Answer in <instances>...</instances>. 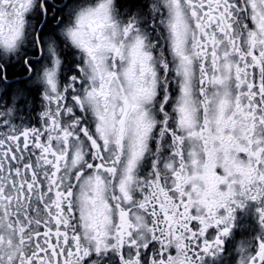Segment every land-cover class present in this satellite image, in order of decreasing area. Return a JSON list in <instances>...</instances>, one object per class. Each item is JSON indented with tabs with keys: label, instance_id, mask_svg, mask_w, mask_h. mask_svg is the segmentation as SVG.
Segmentation results:
<instances>
[{
	"label": "snow or ice",
	"instance_id": "obj_1",
	"mask_svg": "<svg viewBox=\"0 0 264 264\" xmlns=\"http://www.w3.org/2000/svg\"><path fill=\"white\" fill-rule=\"evenodd\" d=\"M16 62L44 111L23 129L0 113V264H82L89 245L166 264L168 237L201 264L264 200V175L207 166L218 148L264 160V0H0V86Z\"/></svg>",
	"mask_w": 264,
	"mask_h": 264
},
{
	"label": "flooded vegetation",
	"instance_id": "obj_2",
	"mask_svg": "<svg viewBox=\"0 0 264 264\" xmlns=\"http://www.w3.org/2000/svg\"><path fill=\"white\" fill-rule=\"evenodd\" d=\"M119 2L125 8H134L141 0H119ZM33 63L44 64V61L33 60ZM46 66L50 68V65ZM8 70H13L14 74L8 77V84L0 86L4 89V92H0V107H3L0 113L14 107L10 122L18 121L19 128L21 129L39 127L41 115L44 111L42 97L45 94V85L43 82L32 84L23 70L22 64L19 62L9 66ZM14 83L20 84L18 86L25 87L28 91V93L23 91V96L17 98L15 103L13 100L14 94H6V90L9 91L8 89H10L9 85ZM1 131H5V129ZM220 190H225L224 186H221ZM261 207H264V200H261L259 203L245 202L242 210L236 209L233 213L231 230L228 236L222 238V246L219 251L213 252L212 255L208 256L202 255L201 264H237V251H239V264H244L246 258L254 255L257 241L264 240L261 239V237H264V231L261 230L257 216V209ZM218 215H224L223 209L218 212ZM190 226L198 231L199 226L195 222ZM207 235L214 239L216 230L210 229ZM110 244L111 242H109ZM88 247L90 248V254L84 258L82 264H120V257L116 255L114 250L97 254L93 245H89ZM122 255L127 257L129 252L124 250Z\"/></svg>",
	"mask_w": 264,
	"mask_h": 264
},
{
	"label": "clouds",
	"instance_id": "obj_3",
	"mask_svg": "<svg viewBox=\"0 0 264 264\" xmlns=\"http://www.w3.org/2000/svg\"><path fill=\"white\" fill-rule=\"evenodd\" d=\"M43 71V70H42ZM256 161H248V160H241L238 159L235 155L232 157H229L227 152H225L222 149H217L214 153L210 154L207 166L209 169L212 167H217L223 170L224 179L227 183H231L234 186H238L240 183V177L235 174V166H241L245 169L250 170L251 173H253L255 176H261L264 175V160L260 161V168H256ZM203 187V186H201ZM224 189L226 190V186H224ZM224 191V190H223ZM110 196L111 194L108 193ZM262 231H264V228H261ZM137 240H143L150 238L151 232L148 227L144 226H135L133 229ZM261 239H264V237H261ZM167 242V248L171 250L172 259L166 261V264H187V259L185 257V253L183 250H178L179 241L172 239L170 237L166 238ZM239 248V245H238ZM258 245L256 244L255 253L258 252ZM238 261L237 264H239V251H237ZM252 256H249L245 259L244 264H250ZM157 264H158V258H157Z\"/></svg>",
	"mask_w": 264,
	"mask_h": 264
},
{
	"label": "trees",
	"instance_id": "obj_4",
	"mask_svg": "<svg viewBox=\"0 0 264 264\" xmlns=\"http://www.w3.org/2000/svg\"><path fill=\"white\" fill-rule=\"evenodd\" d=\"M23 72V71H22ZM14 74V71L13 70H8V77H10L11 75H13ZM22 84V83H21ZM18 85H20V84H17V83H14V84H11V85H9L10 86V89H8L9 91H7L6 90V94L8 95V94H15L16 93V91H17V89H21V90H23V91H25V93H28V91L26 90V88L25 87H21V86H18ZM14 92V93H13ZM3 109V107L1 106L0 107V110H2ZM3 123V120L2 119H0V124H2ZM11 124L13 125V126H17V127H19V122L18 121H16V122H12L11 121ZM1 130H3L2 128H0V131ZM6 130V129H5Z\"/></svg>",
	"mask_w": 264,
	"mask_h": 264
}]
</instances>
